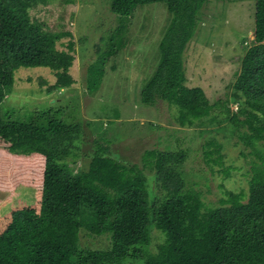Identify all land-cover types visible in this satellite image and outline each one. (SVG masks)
Listing matches in <instances>:
<instances>
[{
    "label": "trees",
    "instance_id": "1",
    "mask_svg": "<svg viewBox=\"0 0 264 264\" xmlns=\"http://www.w3.org/2000/svg\"><path fill=\"white\" fill-rule=\"evenodd\" d=\"M209 1L112 0L110 11L118 16V24L95 46L86 89L89 95L100 90L107 65L129 44L125 35L136 9L164 3L171 19L160 41L158 65L141 90V102L177 108L175 119L181 127H219L226 121L229 132L255 158L247 199L227 192L220 207L206 209L201 194L188 189L182 176L188 159L184 150L145 152L143 167L154 172L156 189L150 188L137 164L112 157L103 139L95 140L88 170L74 173L81 124L65 121L53 108L24 116L13 109L0 114V144L16 156L45 157V173L40 212L14 211L0 233V264H139V259L143 264H264V0H256L253 44L241 60L231 97L214 103L202 88L187 86L184 63ZM49 2L0 0V106L13 92L20 68L50 69L55 82L48 94L77 84L71 74L76 60L72 31H50L31 16ZM230 105L238 106L236 113ZM205 156L221 163L222 145L210 142ZM151 226L165 236L156 253L147 252ZM81 229L108 233L111 249H84Z\"/></svg>",
    "mask_w": 264,
    "mask_h": 264
},
{
    "label": "rangeland",
    "instance_id": "2",
    "mask_svg": "<svg viewBox=\"0 0 264 264\" xmlns=\"http://www.w3.org/2000/svg\"><path fill=\"white\" fill-rule=\"evenodd\" d=\"M111 2L50 0L48 5L31 12L33 21L43 22L50 31H72L76 60L71 74L77 84L48 94L47 88L55 82L50 69L20 68L15 73L13 92L0 106V114L14 109L24 116L53 108L65 121L80 123V158L71 166L74 173L88 170L96 150L95 140L103 139L112 157L126 165L137 164L145 171L150 188L156 189L154 172L143 167L145 152L184 150L188 159L181 169L182 176L188 189L201 194L206 209L220 207L227 192L241 193L246 200L253 176L251 161L255 158L229 132L226 121L219 127L227 129L181 127L175 119L177 108L165 102L157 107L141 102V90L158 65L160 41L171 19L164 3L136 9L125 35L129 44L107 65L100 90L95 95L87 93V69L96 58L95 46L118 24V16L110 11ZM255 5L256 0H211L200 14L199 27L184 55L186 84L202 88L211 103L231 97L241 60L253 44ZM230 108L232 113L238 110L237 105ZM210 142L222 145L221 163L206 158ZM44 173L45 157L16 156L0 144V233L14 211L34 208L40 212ZM151 230L147 252L156 253L165 236L155 228ZM80 244L84 249L108 251L111 236L81 229ZM137 263L143 264L142 259Z\"/></svg>",
    "mask_w": 264,
    "mask_h": 264
}]
</instances>
